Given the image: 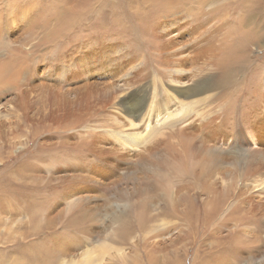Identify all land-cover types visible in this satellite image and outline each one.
Segmentation results:
<instances>
[{
  "label": "rangeland",
  "instance_id": "obj_1",
  "mask_svg": "<svg viewBox=\"0 0 264 264\" xmlns=\"http://www.w3.org/2000/svg\"><path fill=\"white\" fill-rule=\"evenodd\" d=\"M112 1L0 0V180L19 173L18 164L8 162L12 155L21 157V172L33 180L32 191L0 187V199L15 206L12 201L33 193L18 204L34 201L39 221L24 240L28 216L15 214L16 208L0 209V253L12 262L14 249L56 248L52 238L60 235L68 248L66 262L76 264L86 250L93 263L101 260L97 264H243V250L258 236L239 227V252L232 248V231L238 217L263 218V199L240 186L247 183L243 168L240 175L233 170L245 154L251 157L252 146L264 145V0H210L205 14L197 15L205 22L200 31L181 25L173 44L199 46L183 54L190 63L184 68L188 76L203 63L206 74L216 73L212 53L221 48L232 59L244 55L246 69L232 68L235 84L225 89L219 107L212 105L220 114L215 122H205L198 116L205 109L199 110L181 130L184 137H166L172 132L167 130L132 151L100 132L86 133V127L97 117L114 115L116 85L123 76L136 67L158 69L164 56L156 44L148 47L152 41L138 48L123 38L113 22ZM208 151L225 164L204 183L199 161L210 157ZM57 154L62 161L55 159L47 168ZM222 187L224 197L231 190L219 213L227 221L219 227L212 218L205 228L204 212L212 206L207 191ZM238 189L244 196L238 197ZM99 243L111 251L102 254Z\"/></svg>",
  "mask_w": 264,
  "mask_h": 264
},
{
  "label": "bare ground",
  "instance_id": "obj_2",
  "mask_svg": "<svg viewBox=\"0 0 264 264\" xmlns=\"http://www.w3.org/2000/svg\"><path fill=\"white\" fill-rule=\"evenodd\" d=\"M125 1L126 0H114L110 4L115 26L120 28L123 38H127L126 41L128 43L133 40L138 48H142L143 46L147 48L150 41H152V44L148 47L156 44L155 47L157 49L155 51L158 52V50L161 49L164 61L161 62V67L158 69L141 66L132 69L131 73L123 76L121 80L122 84L116 85V90H119L117 91L119 92V97L118 100H116V106L112 107L113 111H115L113 112L114 115L108 114L90 121L92 123L86 127V133L95 134L100 132L103 137L109 136L114 144H120L122 148L126 150L131 149L132 151L133 149L136 150L138 145L143 143L144 140H151L155 136L160 137V135H164L167 130H172V132L166 137L180 138V136L184 135H180L181 130L190 126V118L193 114L199 112V110L205 109V113H199L198 115L200 117L203 116L202 119H204L205 122L206 120L210 124L215 122L220 114L216 112L215 107L212 105H216L224 96L227 97L228 90L225 91V89L233 83L235 84V81L233 82L232 80L234 72L232 68L238 71L246 69L244 63L245 56L240 55L237 59H232L227 54L229 51L225 52V49L221 48L222 50L216 51L218 52L216 55L212 53L216 73L212 74V76L208 73L206 74L207 70L205 68L207 63H203L202 66L199 65V67H194L195 73L188 76V71H185L184 68L187 63H189V60L187 55L183 54L188 51V48L192 51H197L199 50V46L196 44L188 46L187 48L185 45L180 46L182 44L178 45V47L173 44L174 39L178 37L181 32V25L183 26L190 23L193 26L191 29L200 31V28L205 25V22L203 20L199 21L197 15L201 16L205 14V6L209 5L210 0H127L126 8ZM211 1H213L214 4L215 1L222 0ZM248 13L249 12L246 14ZM249 17L250 16H247L246 18L248 19ZM185 18L188 20L187 23L181 24V19ZM156 26L158 30L156 28L154 31L153 28ZM174 29L177 30L176 33H171ZM204 33L205 30L203 29L200 35L202 36ZM245 52H243V54H245ZM141 54L142 52L139 53L138 56H142ZM2 72L3 68L0 67V74ZM210 107L212 108L210 109ZM216 107L219 106L216 105ZM179 126H183V128L175 130V128ZM248 141L252 140L249 139ZM263 147L264 145L258 147L255 145L252 146L250 149L251 157L247 159L245 154L244 161L237 162L238 164L236 168H234L233 173L237 175L240 170L242 171L241 168H243V174L245 175V181L247 183H241L240 186L244 188L245 192L257 193V197L263 199V202L260 201V207L264 211ZM209 156L210 157H205L207 159L203 158L199 161V163L202 164L201 168L204 172L202 174L203 177H199L202 178L201 181L204 183L206 180L215 178L222 165L225 164V158L221 157L219 154H213V152L210 151ZM59 157V154L54 156L46 167H53L55 159L62 161ZM8 162L17 163L18 165L15 170L19 171V173L10 172L12 175L0 180L1 189L21 186L26 191H32L33 188L31 186L33 185V180L29 181L31 180V176L27 175L25 170L21 172L25 165L21 157H19V155H12L8 158ZM241 165L245 166L241 167ZM224 174L225 173H223V175ZM36 179L38 180V178ZM37 187H34L35 191L41 192L43 187ZM227 187L230 188V186H226V188ZM225 190L226 189L222 187L219 192H216L212 188L207 191L208 194H211L212 206L204 212L203 221L205 228L212 218H214L215 225L219 227L223 226L224 222L227 221L225 216H219L223 205H225L224 203L231 199V195L229 194L231 190L227 189L228 193L225 194L224 197L223 192ZM238 191L240 190L238 189ZM214 194L217 196L214 197ZM32 195L33 193L22 196L24 198L23 200L21 199L22 201H12V203L17 202L15 206L6 203L4 198L0 199V209L8 208L15 212L16 208L15 214L28 216L26 223L23 224L25 231L22 237L24 240L34 235L32 230L35 231L39 228V221L36 220L33 215L35 213L33 208L36 206L34 201H29V203L27 202V204L21 207L18 204L22 202L25 203ZM237 195L238 197H242L244 196V192L240 191V194L238 192ZM182 201H185V198ZM261 220H264V213L260 221L259 219L254 220V218L248 217H246L244 221L240 220L239 217L237 218V227L232 231L235 241V245L233 244L232 248H236L239 252L241 251L240 247L238 248L237 246V244L242 241L238 230L239 227L241 229L252 230L258 236V238H254L253 243H250V245L243 250L247 255L246 259L241 260L243 264H264V225L262 226ZM3 224L6 225L5 222H3ZM248 224L250 225L247 228L246 225ZM141 225L144 227L143 223ZM117 227V230L120 231L119 234H123L122 231L125 228L120 230L119 225ZM120 227H122V225H120ZM261 234H263V236ZM52 239L57 240L56 248L48 247L47 249H34L33 251L31 249H26V251L23 252L14 249L17 256L13 258L12 262L8 261L5 256L0 253V264H76L70 260L66 262L68 248L67 246H62L61 236L56 235ZM99 246V250L102 254L112 249H109L110 247H108L107 243L106 245L99 243ZM245 246L246 243H244V247ZM119 250L117 253L120 256L123 255L121 252L122 250ZM226 252L232 251L228 250ZM80 256L83 258L81 264L101 263V260L93 263L90 250L82 252ZM100 257L103 258L104 255ZM238 262L239 260L236 261V263Z\"/></svg>",
  "mask_w": 264,
  "mask_h": 264
}]
</instances>
